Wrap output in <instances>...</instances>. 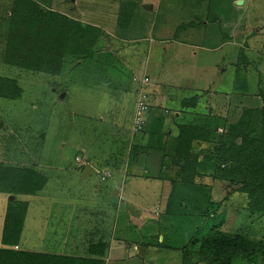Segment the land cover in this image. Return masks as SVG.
<instances>
[{
  "label": "rangeland",
  "instance_id": "1",
  "mask_svg": "<svg viewBox=\"0 0 264 264\" xmlns=\"http://www.w3.org/2000/svg\"><path fill=\"white\" fill-rule=\"evenodd\" d=\"M30 1L39 9L41 25L50 19L56 20L42 25L50 30L59 29V25L66 27L72 21L84 27L99 26L110 35H125L136 40L134 46L121 42L120 48L116 47L125 60L131 46L132 51L135 49L137 55L142 56L145 47L142 39L152 37L155 49L151 47L146 62L149 65L148 76L155 80L160 76L159 80H163L164 84L157 86L162 87L163 93L169 90L170 94L184 91V97L200 95L194 112L201 113L212 104L217 110H228L225 123L216 131L224 142L235 141L240 145L242 136L235 135L243 131L253 132L252 126H245V122L240 120L243 112L254 110V118L248 122L255 127L263 123L264 116L258 115L264 104V0H243L241 6L236 4L241 0H210L214 6L213 13L222 25L219 29L216 25L208 27L204 42L195 39L203 29L202 26L195 27V23L210 20L209 13L206 14V0ZM125 1L133 5L132 21L126 32V29L117 26L118 11ZM12 2L0 0V84L3 82V96H0V165L34 168L49 177L45 193L13 196L12 201L18 199L29 204L23 231L25 248L36 247L37 244L42 247L51 242V239L34 242L37 230L33 225L38 224L43 231L45 223H39V218L48 209L41 204L63 199L83 203L91 213L100 211L101 220L109 218L113 224L111 232L114 239L109 244L107 264H209L200 256L199 248L201 238L215 226L222 232H243L251 238L264 239V215L247 219L244 215L245 197L231 193L240 186L239 181H213L206 176V179H198L197 184L180 186L178 181V186L172 183L179 177L177 160L166 151L161 141L141 148L135 144L137 137L134 138L136 140L128 152L130 158L137 157L136 161L141 164L138 173L135 172L136 177L141 178L145 171L141 179L126 182L129 179L126 177L124 181H116L108 173L103 175L104 171L99 167L95 174L83 177L75 162L76 157H95L90 160L91 164H95L96 160L106 158L108 154L122 153L120 147L115 149L120 142H114V139L131 142L125 130L106 127V121L100 122L98 112H125L121 115L124 118L121 124H128L132 103L122 92L123 88L106 82L107 71L97 77V84L94 83L92 71L95 64L91 59L77 61L75 56L61 52L55 64L58 68L55 73L36 71L34 65L23 69L20 63L11 64L6 56L10 33L20 40L29 29L27 20L19 14L13 15L12 8L16 6ZM145 6H152L153 10L150 11L149 7L146 11ZM221 31L230 36L229 43L222 40ZM52 32L53 39H57L58 35L65 38L63 31L57 32V35ZM182 33L190 34L194 39L181 40L188 41L190 45H206L211 47L208 48L211 51H196L173 43L172 40L182 38ZM159 36L169 41L154 42L159 40ZM158 46L166 47V53L156 49ZM195 52L197 57L193 56ZM128 65L131 70L137 61L132 60ZM115 77L110 80L114 81ZM170 81L177 82L181 88L172 90L167 86ZM11 82L19 86L14 87L19 95L8 98L5 93L18 94L3 85H11ZM132 94L131 100H135V93ZM214 114L218 115V112L214 110ZM89 116L90 119L87 118ZM179 127L183 126L179 125L178 131ZM217 141L213 138L212 144L216 145ZM207 149L212 150V147ZM153 150H160L159 155H152ZM176 193L178 197L174 198ZM8 197L9 194L0 193V220L1 212L7 209ZM37 200L43 201L39 202L38 209H34L32 205ZM180 203L185 204V209ZM168 205L171 207L166 208ZM32 213L40 217L37 216L34 221ZM65 215L67 217V211ZM41 230H38L40 238L44 235ZM13 249L17 250V247Z\"/></svg>",
  "mask_w": 264,
  "mask_h": 264
},
{
  "label": "trees",
  "instance_id": "2",
  "mask_svg": "<svg viewBox=\"0 0 264 264\" xmlns=\"http://www.w3.org/2000/svg\"><path fill=\"white\" fill-rule=\"evenodd\" d=\"M12 3L16 6L12 8L13 15L19 14L27 20L29 29L20 40H16L10 33L11 38L6 44L8 52L6 56L11 60V64L20 63L23 69L34 65L36 71L49 70L48 73H55L58 71L55 64L61 52L75 56L77 61L92 59L99 38L106 37L105 33L96 26L84 27L78 22L69 21L66 27L59 25L57 30L51 28L54 34L60 31L65 34V38L58 35L57 39H53V32L43 26L56 20L42 22V26L39 20L40 12L38 8L36 9L34 2L13 0ZM132 8L130 1L123 2L119 8L117 26L123 30H127L132 21ZM16 34L19 36L20 32ZM2 83L0 84L1 97L3 96ZM3 85L10 87V91L13 89V92L16 91L14 87L19 88L12 82L11 85ZM18 95L19 93L15 95L5 93L4 96L12 98ZM198 97L185 99L184 107H194L198 103ZM252 111L243 112L240 115L241 118L239 117L245 122V126L249 125L253 128L251 133L243 131L235 135V137L242 136L240 145L235 144V141L224 142L225 140L216 134V130L212 133L197 126L190 128L183 126L179 127L180 135L176 142L167 148L177 160L176 165L179 168L178 179L172 180L174 184L178 185V181L180 186L197 184L198 179H206V176L213 181H239L240 186L234 188L235 190L231 193H239L245 197L244 215L247 219L264 215V120L261 126L257 127L249 123L248 120L254 118L255 113ZM258 116H264V104ZM237 126L240 127L239 124ZM213 138H216L219 143L217 141V144L213 145ZM208 146L212 147V150L207 149ZM46 182L44 175L32 169L0 165V193L15 197L35 195ZM199 185L203 186V184ZM176 195L178 197V193L173 197L175 198ZM171 206L168 205L166 208ZM180 206L185 209L184 203H180ZM26 212L25 202L18 199L8 201L1 230L0 264H104L103 258L108 247V244L104 242L89 245L87 257L56 256L21 250L18 245ZM14 247L18 249L14 250ZM199 254L203 259H207L209 264H234L240 261L245 264H264V239H254L243 232H222L215 226L207 236L201 238Z\"/></svg>",
  "mask_w": 264,
  "mask_h": 264
},
{
  "label": "crops",
  "instance_id": "3",
  "mask_svg": "<svg viewBox=\"0 0 264 264\" xmlns=\"http://www.w3.org/2000/svg\"><path fill=\"white\" fill-rule=\"evenodd\" d=\"M208 3L206 4V14L209 13L210 20H201L198 23H195L196 26H202V31L198 34V37L195 39H198L199 41L204 40L205 33L207 32L208 27H211L212 25H216V27L219 29V27L222 25V22L220 19L216 16L215 13H213L212 1L206 0ZM146 4H149V2H146ZM238 6L243 4V0L238 1L236 3ZM149 7H151L150 11L153 10L152 6H145L146 11L149 10ZM208 16V15H206ZM229 25H227L228 27ZM97 27V26H96ZM98 28L102 30L106 37L105 38H99L98 40V46L94 50L93 58L91 59V62L95 64L93 67L94 70L92 71L94 83L97 77H99L100 74H105L107 77L106 82H110V84L117 85L116 87L120 86V88H123L122 92L126 93V96L129 100V102L132 103V110L130 117L131 120H129L128 124H121L123 123V119L121 118V115H124L123 113H116L114 112H107L102 113L98 112L97 116L100 118V122L106 121V127L112 126L113 128L122 129L126 131V135L130 136V143L128 142V139L124 142L117 138L113 141L116 142L119 140V145L116 146L115 149H118L120 147L122 153L118 156L117 154H108L106 158H99V160H96L95 164H91L92 159H95V157H87L86 155L83 156V159H79V157L75 158V162L78 164V167L83 175V177H87L91 174L96 173V169L101 168L104 172V174L108 173L109 177H112V179L121 180L124 181L126 177H129V179L126 180L130 181L134 178L141 179L143 178L145 171L141 174L142 177H136L135 172L138 173L139 167H141L140 162L136 161V158H133V162H130V154L128 150L131 148V145L133 143L134 138L137 137V140L135 144H138L142 146L141 148H146L148 146H152L151 144H156V142H162L164 143L163 146L166 148H170L173 143L176 142V139H178L180 135V130L178 131V126L182 125L187 128L190 127H201L205 129V131L209 130L213 133V130H220V125L225 123V113L227 114L228 110L220 109L217 110L216 107H214L212 104L209 106V108H204L205 110L201 113L194 112L193 109H195L197 106L194 107H184V101L185 99L189 98H195L197 94H194L193 97H184V91H175L174 93L170 94L169 90L165 93L161 92L162 87H158L157 85H163L164 81L159 80L160 76H158V79H152L148 76L147 68L149 67L148 64H146L147 60L150 57V51L151 47L155 49V46H153L152 43V37L149 38H143L142 40L145 42V47L142 56L137 55V50L135 49L132 51V46L129 47L128 54H127V60L124 59V56H121L119 50H116V47L120 48V43H132L134 46L136 44V40L129 39L123 35L122 37H116L113 34L110 35L105 32V29H102V27ZM229 28V27H228ZM127 30H125L126 32ZM125 34V33H124ZM222 40L225 41V43H229V40L231 39L230 36L224 35L221 31ZM194 39L193 36L187 33H182V38L176 40H172L173 43L181 45V46H189L192 50H210L206 45L200 44V45H190V43H187L188 41H184L181 39ZM159 40H156L154 42H167L169 40H166L165 37L162 38V36H159ZM179 40V41H178ZM223 41L221 45H223ZM204 42V41H202ZM171 44V43H168ZM104 47V48H102ZM156 49H159L161 52L166 53V47L158 46ZM103 49V51H102ZM146 49V50H145ZM214 50V49H212ZM142 51V50H141ZM194 57H197V52L193 53ZM241 57V56H240ZM137 61V65L133 66L131 70H129L130 61ZM87 63V62H86ZM105 63L104 67L103 64ZM107 64V65H106ZM127 65V66H126ZM133 70V72H132ZM102 74V76H103ZM112 76H116L115 80H110ZM183 76V75H182ZM188 77L191 78V76ZM145 78L148 79V81H145ZM169 78V77H167ZM157 82V83H156ZM101 83V81H99ZM100 85V84H99ZM95 86V85H93ZM101 86V85H100ZM167 86L174 89L181 88L177 82L170 81ZM187 90V89H186ZM162 91H164L162 89ZM132 92L135 93V100H131V98L134 96ZM141 93L146 94L147 97V104L149 106V112L147 110L145 114V126L140 132H136L133 128V120L135 116V110L137 107V102L139 100V95ZM187 94V93H186ZM189 94V91H188ZM66 97V95H64ZM64 97V98H65ZM181 99V100H179ZM176 100V102H175ZM210 102V99H209ZM198 104V103H197ZM179 105V106H178ZM214 110L218 112L217 114H214ZM113 113V114H112ZM88 119L91 118V116L87 117ZM190 119H193L194 121H189ZM215 120L217 122H215ZM126 120H124V123ZM221 122V123H220ZM122 126H127L126 129L122 128ZM128 133V134H127ZM216 134H218L216 132ZM141 135V136H140ZM140 136V138H139ZM111 142V141H110ZM196 148V146L194 145ZM128 148V149H127ZM124 151V152H123ZM150 152V151H149ZM152 155H159L160 150H153ZM167 152H169L167 150ZM162 153V152H161ZM98 158V157H97ZM85 159V160H84ZM110 163H113L114 166ZM84 166V167H83ZM32 170L42 174L40 171L31 168ZM103 174V175H104ZM44 175V174H43ZM44 177L47 179V182L45 186L48 183V178L44 175ZM108 177L106 176V179ZM44 186V187H45ZM117 186V185H116ZM42 188L38 193L35 195H39L40 193H45L46 188ZM121 190V188H120ZM114 194H116V191H114ZM64 198V196H63ZM41 201H35L34 205L32 207L35 209L39 208V202L41 204ZM51 204H41V206L45 205L44 208L48 209V211H44V214L42 217L38 216V214L32 213V219L35 221L37 219V216L39 218V223L43 222L45 223L44 230L42 231L41 228H39L38 224H34L33 228L37 230V234L35 235L34 242H38V240L48 242V239H51V242L44 244L42 247L37 244L36 247L31 246L29 248H25L23 245V241L26 240V237L23 236L24 231V224L27 217L24 219L23 228L21 231L20 236V242H19V248L24 251H33V252H40V253H48L50 255H56V256H75V257H87L88 256V248L89 245L97 244V243H107L108 247L105 251V257L104 264H107L108 259H106L110 252L109 244L111 241H113L114 237H112L113 233L111 232V227H113V224L109 222V218L101 220V212L99 211L97 214L91 213L90 209H87V206L83 203L78 202H71V201H64L63 200H50ZM80 202V201H79ZM26 203V202H25ZM27 204V211H28V202ZM40 206V207H41ZM43 208V209H44ZM65 211H67V217L65 215ZM5 209L1 212L2 220H0V239H1V230H2V224L4 221L5 216ZM50 219H49V218ZM108 217V216H107ZM44 220V221H40ZM38 222V221H37ZM38 225V226H37ZM38 230L42 231L43 237L40 238ZM113 231V230H112ZM46 234H48L46 237ZM18 249V248H17ZM147 252V250H146ZM140 254H144V252H139Z\"/></svg>",
  "mask_w": 264,
  "mask_h": 264
},
{
  "label": "built area",
  "instance_id": "4",
  "mask_svg": "<svg viewBox=\"0 0 264 264\" xmlns=\"http://www.w3.org/2000/svg\"><path fill=\"white\" fill-rule=\"evenodd\" d=\"M145 81H148L147 78H145ZM148 110V105L146 102V95L141 94L139 96V100L137 102V107L135 110V116H134V122H133V129L136 132H139L142 127L144 126V121H145V114ZM107 175V174H104Z\"/></svg>",
  "mask_w": 264,
  "mask_h": 264
},
{
  "label": "water",
  "instance_id": "5",
  "mask_svg": "<svg viewBox=\"0 0 264 264\" xmlns=\"http://www.w3.org/2000/svg\"><path fill=\"white\" fill-rule=\"evenodd\" d=\"M12 200H13V196H9L8 201H12Z\"/></svg>",
  "mask_w": 264,
  "mask_h": 264
},
{
  "label": "clouds",
  "instance_id": "6",
  "mask_svg": "<svg viewBox=\"0 0 264 264\" xmlns=\"http://www.w3.org/2000/svg\"><path fill=\"white\" fill-rule=\"evenodd\" d=\"M141 130H142V129H141ZM141 130H140V131H141ZM140 131H139V132H140Z\"/></svg>",
  "mask_w": 264,
  "mask_h": 264
}]
</instances>
